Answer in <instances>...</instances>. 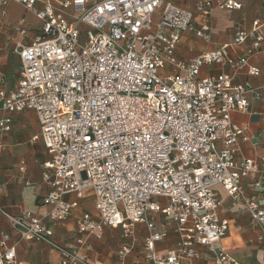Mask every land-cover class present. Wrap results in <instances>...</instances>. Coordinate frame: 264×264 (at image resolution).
Wrapping results in <instances>:
<instances>
[{
  "label": "built area",
  "instance_id": "built-area-1",
  "mask_svg": "<svg viewBox=\"0 0 264 264\" xmlns=\"http://www.w3.org/2000/svg\"><path fill=\"white\" fill-rule=\"evenodd\" d=\"M184 1L49 0L37 8L39 0H0V12L17 2L42 23L41 33L19 51L17 86L7 90L0 81V111L37 116L50 156L44 163L50 187L42 199L50 207L44 218L69 219L93 191L99 218L89 212L78 217L80 248H90L89 238H100L106 227L119 228L124 241L118 256L124 259L136 225L144 224L148 264L193 260L198 245L213 253L212 264H237L217 245L230 227L220 216L217 187L251 216L264 240V207L247 192L261 188L264 158L240 157L239 144L250 136L232 119L264 102V83L233 81L240 72L260 75L250 60L262 51L264 18L253 20L250 30L238 27L231 44L181 59L177 48L184 35L210 42L215 8H242L237 0H204L193 10L178 4ZM20 33H26L22 26ZM233 47L243 53L233 54ZM212 66L231 72L201 76ZM11 130V117H0V139ZM4 149L0 142V154ZM0 215L22 238L58 250V264L87 262L78 249L57 244L33 212L13 216L0 206ZM156 215L179 236L165 253L156 248L167 237L157 231ZM0 264H21L4 242Z\"/></svg>",
  "mask_w": 264,
  "mask_h": 264
},
{
  "label": "crops",
  "instance_id": "crops-1",
  "mask_svg": "<svg viewBox=\"0 0 264 264\" xmlns=\"http://www.w3.org/2000/svg\"><path fill=\"white\" fill-rule=\"evenodd\" d=\"M37 8L42 7L39 0ZM65 1V0H57ZM73 1V0H69ZM93 1V0H91ZM204 0H186L179 5L195 9L198 2ZM217 1V0H212ZM242 4L240 10H225L215 8L211 16V40L204 42L193 34H186L177 48L181 59H190L203 52L210 51L224 44L233 42L238 27L250 30L253 20L264 18V0H237ZM57 5V4H56ZM1 6V3H0ZM73 12L72 7L68 10ZM23 20L24 24L20 25ZM26 33H20V27ZM41 21L20 3L10 2L0 12V81L3 87L11 90L17 86L20 79L21 61L19 51L41 33ZM243 47H233L232 53L241 55ZM251 65L260 70V75L251 77L245 72L234 75V83L251 81L254 85L264 83V43L262 51L250 60ZM231 72L228 68L212 66L202 70V76L217 75ZM10 116L12 130L4 134L0 142L4 151L0 154V206L10 215H18L29 210L35 216L44 219L46 228L53 230V240L64 247L76 248L87 262L82 264H148L143 248L144 238L148 231L144 224H137L133 235L131 252L121 259L118 251L121 247L123 232L119 228L106 227L100 238L92 236L87 247H79L76 242L77 220L83 212H89L95 219L98 214L93 203L87 205L81 200V205L74 210L72 216L62 222H51L45 215L50 207L42 204V199L49 192V185L44 181L46 172L44 163L50 159L44 142L40 136V126L37 116L32 111L8 114L0 111V117ZM232 119L238 125L248 127L249 142L239 144V155L242 158H264V102H256L248 113L235 112ZM24 167V170L22 168ZM223 202L220 216L229 221L228 234L217 244L226 250L237 264H264V240H260V230L252 221L251 216L238 206L233 205L226 192L217 187ZM247 192L264 207V180L261 188L248 189ZM66 200H75L74 195L66 196ZM157 231H166L167 237L158 242L156 248L165 253L175 247L178 234L175 226L168 225L167 218L156 215ZM14 247L21 264H58L61 253L48 243L36 239H24L13 228L10 220L0 215V247L1 243ZM198 256L193 260H183L182 264H212L213 253L206 246H196Z\"/></svg>",
  "mask_w": 264,
  "mask_h": 264
},
{
  "label": "rangeland",
  "instance_id": "rangeland-1",
  "mask_svg": "<svg viewBox=\"0 0 264 264\" xmlns=\"http://www.w3.org/2000/svg\"><path fill=\"white\" fill-rule=\"evenodd\" d=\"M202 76V74H201ZM94 197H93V191L89 190L85 193V199L83 200V203L90 205L93 203ZM165 226H168L167 224Z\"/></svg>",
  "mask_w": 264,
  "mask_h": 264
}]
</instances>
